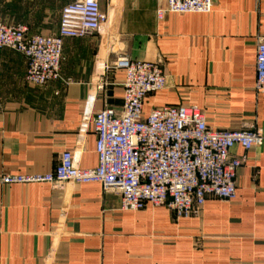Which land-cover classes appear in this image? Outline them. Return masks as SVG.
<instances>
[{
    "label": "crops",
    "instance_id": "crops-1",
    "mask_svg": "<svg viewBox=\"0 0 264 264\" xmlns=\"http://www.w3.org/2000/svg\"><path fill=\"white\" fill-rule=\"evenodd\" d=\"M74 0H0V19L30 33L58 30ZM163 0H102L106 32L63 41L61 79L25 82L26 61L0 51V175L51 172L63 151L80 169L97 166L92 117L119 110V56L160 61L165 88L148 95L145 115L164 105L195 106L207 126L254 124L264 136V92L256 94L255 49L264 36V0H216L209 13H166ZM106 70L105 86L95 89ZM243 158L236 198L206 199L197 215L165 207L120 209L99 183L0 185V264H264V141Z\"/></svg>",
    "mask_w": 264,
    "mask_h": 264
},
{
    "label": "built area",
    "instance_id": "built-area-1",
    "mask_svg": "<svg viewBox=\"0 0 264 264\" xmlns=\"http://www.w3.org/2000/svg\"><path fill=\"white\" fill-rule=\"evenodd\" d=\"M102 0H74L64 6L54 34L30 33L26 25L0 19V51L20 53L26 61L25 82L44 86L61 79L63 41L106 32L107 16ZM157 17L166 13H209L216 0H163ZM121 70L119 110L105 107L92 117L97 166H74L70 151H63L51 172L31 175H0V185L46 183L61 188L66 183H99L104 191L120 195V209L138 211L146 206L165 207L175 219L198 214L209 197L225 201L236 198L235 178L243 158L231 157L239 146L248 151L263 144L264 136L254 124L234 131L207 126L203 110L195 106L164 105L143 112L146 97L165 88L160 61L115 59ZM103 70L95 89L105 86ZM256 94L264 92V36L255 49Z\"/></svg>",
    "mask_w": 264,
    "mask_h": 264
}]
</instances>
